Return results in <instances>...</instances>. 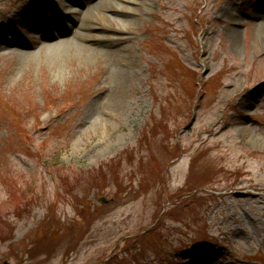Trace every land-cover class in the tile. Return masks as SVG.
<instances>
[{
    "label": "rangeland",
    "instance_id": "1",
    "mask_svg": "<svg viewBox=\"0 0 264 264\" xmlns=\"http://www.w3.org/2000/svg\"><path fill=\"white\" fill-rule=\"evenodd\" d=\"M81 1L0 0V264H264V0Z\"/></svg>",
    "mask_w": 264,
    "mask_h": 264
},
{
    "label": "bare ground",
    "instance_id": "2",
    "mask_svg": "<svg viewBox=\"0 0 264 264\" xmlns=\"http://www.w3.org/2000/svg\"><path fill=\"white\" fill-rule=\"evenodd\" d=\"M86 1H87V0H82L81 2H82V3H85ZM38 17H40V14L38 15ZM258 26H259V25H258ZM80 29H82V30H88L89 27H88L87 24H81V28H80ZM257 32H258L259 35L262 36L263 39H264V25L262 26V24H261L259 27H257ZM54 33H55V32H54ZM60 34H61L60 31H56L55 36H60ZM77 36H79V37L82 38V39H88V38H89L88 35L86 36V35H84V33L81 34V32L78 33ZM119 40H120V39H117V41H119ZM44 41H45V40H44ZM63 44H64V43H60V44H57V45H53L52 48H59V47L63 46ZM55 51H58V50H55ZM55 51H53V52H55Z\"/></svg>",
    "mask_w": 264,
    "mask_h": 264
},
{
    "label": "water",
    "instance_id": "3",
    "mask_svg": "<svg viewBox=\"0 0 264 264\" xmlns=\"http://www.w3.org/2000/svg\"><path fill=\"white\" fill-rule=\"evenodd\" d=\"M100 202H102V203H106L105 198H101V199H100ZM5 264H8V263L6 262Z\"/></svg>",
    "mask_w": 264,
    "mask_h": 264
}]
</instances>
